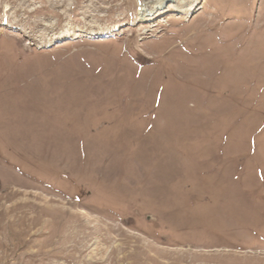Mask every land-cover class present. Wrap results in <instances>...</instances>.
I'll use <instances>...</instances> for the list:
<instances>
[{
    "label": "rangeland",
    "instance_id": "rangeland-1",
    "mask_svg": "<svg viewBox=\"0 0 264 264\" xmlns=\"http://www.w3.org/2000/svg\"><path fill=\"white\" fill-rule=\"evenodd\" d=\"M0 264H264V0H0Z\"/></svg>",
    "mask_w": 264,
    "mask_h": 264
}]
</instances>
